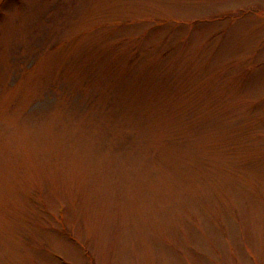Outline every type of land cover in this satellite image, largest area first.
Listing matches in <instances>:
<instances>
[{
	"label": "rangeland",
	"instance_id": "rangeland-1",
	"mask_svg": "<svg viewBox=\"0 0 264 264\" xmlns=\"http://www.w3.org/2000/svg\"><path fill=\"white\" fill-rule=\"evenodd\" d=\"M0 264H264V0H0Z\"/></svg>",
	"mask_w": 264,
	"mask_h": 264
}]
</instances>
